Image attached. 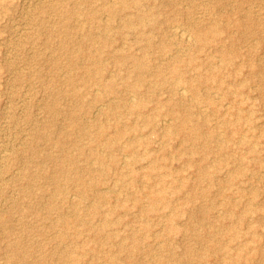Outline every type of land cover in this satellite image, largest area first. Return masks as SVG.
Here are the masks:
<instances>
[{"label": "rangeland", "instance_id": "obj_1", "mask_svg": "<svg viewBox=\"0 0 264 264\" xmlns=\"http://www.w3.org/2000/svg\"><path fill=\"white\" fill-rule=\"evenodd\" d=\"M147 1L156 3L161 20L156 36L167 42L166 53L159 46L150 50L159 62L157 66L178 64L171 57L175 54L183 60L195 55L200 63L207 56L213 61V65L205 62L198 67V74L205 79L198 97L189 92L188 98L178 101L187 106L190 124L179 126L177 119H171L169 105L158 107L150 124L139 117L143 136L139 138L142 145L137 148L136 165L156 161L147 177L140 167L141 172L136 174L130 172V166L122 169L121 162L124 164L130 158L121 151L115 152L118 164L112 165L110 150L98 143L102 139L85 134L104 125L107 136L118 128L125 129L126 136L131 135L127 129L131 119L123 117L128 108H115L98 99L108 94L115 96V100L122 99L119 104H123L140 97L126 90L120 78L123 69L117 75L108 56L119 46L126 52H140L128 48L133 35L122 28L120 17L111 18L112 24L106 26L102 25L109 17L106 13L91 19V11L100 6V0H7L0 5V264H35L39 258L44 259L41 264H65L66 259L71 264L78 253L75 230L80 232L81 239L77 264H186L187 260L191 264H213L225 257L224 247L228 245L233 257L238 255L235 264H264V0ZM241 18L246 19V26L236 22ZM190 21L200 28L211 24L218 31L217 35H207L205 48L201 47L203 42L190 35L182 39L174 32L176 28L185 29ZM86 31L97 35L94 50L99 41L100 46L104 45L102 57L107 68L103 75L114 79V93L87 82L80 51ZM234 54L237 62L229 64L232 60L228 58ZM182 67L184 76L195 74ZM234 72L238 73L237 79L229 78L233 83L228 86L235 89V82H242L238 88L246 118L241 120L240 128L247 138L243 146H238L236 137L226 136L234 124L227 127L222 122L233 120L235 110L224 99L223 92L212 87ZM149 74L147 82L153 79ZM164 77L163 89L145 93L149 107L153 105V95L179 99L171 91L175 77L165 72ZM76 95H81L79 104ZM208 99L214 103H208ZM76 108L80 111L81 137L77 146L71 140L73 137L65 136L64 140L75 161L68 165L81 166V181L89 186L81 200L74 181L65 179L63 173L59 174L61 183L52 180L57 164L45 160L40 153L49 151L57 158L59 150L38 135L39 129L46 127L55 141L61 129L69 128L67 117ZM133 112L134 116L138 109ZM196 122L203 125V130H215L216 137L191 134L190 127ZM250 143L256 146L255 154L244 152ZM144 147L150 149L149 156L143 153ZM95 153H101L102 163ZM242 154L246 155L243 160ZM198 165L208 166L214 173L204 172L200 176ZM27 170L43 171V175L31 184L24 174ZM231 171L234 176L228 182ZM158 172L164 179L160 183ZM96 188L104 191V198L92 195ZM150 195L155 201L150 202ZM167 199L170 202L166 203ZM152 204L158 209L153 210ZM141 207L145 213L139 211ZM75 209L78 212L74 213ZM163 209L175 210L174 223L160 217ZM243 210L244 220L238 222ZM63 216L70 222H81L66 228ZM106 219L110 222L107 230L119 231V236L95 237L97 231L93 230ZM223 223L236 225L239 237L231 241ZM245 239L254 240L251 247L255 246L256 251H237L238 242ZM16 240L19 247L26 248L25 263L10 259L16 247L8 246ZM215 246L219 247L213 255L218 257L209 256ZM188 248L191 252L181 257ZM64 250L72 251L69 257L63 255Z\"/></svg>", "mask_w": 264, "mask_h": 264}, {"label": "bare ground", "instance_id": "obj_2", "mask_svg": "<svg viewBox=\"0 0 264 264\" xmlns=\"http://www.w3.org/2000/svg\"><path fill=\"white\" fill-rule=\"evenodd\" d=\"M6 2H7V0H0V5H2L3 3H6ZM155 4H156L155 2H148L147 0H100V6L98 8L92 9V11H91L93 14L91 19H96L99 16V14H102V13H106L109 16L102 23V25H105V26L112 24L111 18H114L115 16L120 17L122 28H126L127 29L126 33H128L129 35H133L134 41L133 40L131 41V43L129 44L130 46L128 45L129 46L128 48L129 49H131V48L135 49L136 48V49H139L138 51H140V52H138V53L137 52H126V51H124V47L119 46L118 48L116 47L114 50L109 51L108 56L112 59L113 66H115L117 68L116 69L117 75L120 72H122L119 69H123L124 74L121 75L120 78L122 79L121 83L125 86L126 90H128L130 92H135L140 97H138L136 100H134L135 98L134 99L130 98L131 100L130 101L128 100L129 102L126 101V103H125V101H124L123 104H119V102L122 99L115 100L114 99L115 96H110L108 94L107 95L102 94L98 98L102 102H107L109 106H114L115 108H119L122 105H124V107L128 108L127 114H125L123 117L128 118V120L131 119L130 127L127 128V129H130L131 135L126 136L127 135L126 130L125 129L122 130V129L118 128V129L114 130L112 135L107 136L106 128L104 125H101L100 128L96 129V131L94 133L93 132L92 133L85 132V134L90 135L93 139H97V140L102 139L100 142L98 141V143L102 147H105V149L110 150L109 154L112 157L111 158L112 160L110 162L112 165L118 164L117 156L115 155V152L117 150L121 151L122 153H124V155L126 157L129 156V158H130V160L128 162H124V164L121 162L122 169L130 166L131 167L130 172H133L134 174H136V173L141 172L138 169V167H140V170L145 169V172H142L143 173L142 175L146 176V177L151 175L150 169H153L156 167V164H155L156 161L151 160V162H149V164H147V165L146 164H141L140 166L136 165V163L139 162V160L136 157L137 148L139 145H142V143L139 142L141 140L139 138L141 136H143L142 129H141L142 126L141 127L138 126L139 117H142V118L144 117L145 121H146L145 124H150L153 120V117H152L153 114L155 113V111L157 109H159L158 107L163 106V105L164 106L169 105L171 108L168 109V115L171 116V119L172 118L177 119V121L179 122V124H178L179 126L180 125L186 126V125L190 124L191 118H190V113H188L189 110H188L187 106L185 107V106L181 105L182 102L178 103V101L182 98H186V97L188 98L189 92L191 93V95H193V97H196V98L198 97L200 90H201L200 87H201L202 83H204V80H205V79H203V77L201 75L198 74V71H197L198 67H200L202 65V63L204 64L205 62L213 65V61L212 60L210 61L211 58L209 56L205 57V61L200 63L198 61L199 59L197 57H195V55H191L190 58L183 60L178 54L171 56L172 58H174L175 61L179 62L178 64L167 65L166 67L161 66V65L160 66L156 65V64H159V62L157 60L153 59V57L150 53L151 52L150 50H152V48L154 46H159L160 50L162 52L166 53L167 42L165 40L159 39L156 36V34L160 28L161 20L159 18V13H158L157 9H155ZM77 5H79V3ZM76 9H77V7H76ZM73 11H74V9H73ZM81 13H79V14H81ZM189 19H190V17H189ZM196 21L194 20V22H196ZM194 22L190 21L185 29L176 28V29H174V32L177 35H179L182 39H185L187 35H190L191 37H193V39L195 41H199L201 43L203 42V45L201 47L205 48V46L207 45L206 44L207 35L209 33H213V35H217L218 31L216 29H214V26L211 24L200 28ZM236 22L239 25L246 26V23H245L246 19L241 18V19L236 20ZM79 24H81V23H79ZM126 36L124 37V39L126 38ZM83 43H84L83 49L80 51L82 52L83 57H84V63H85L84 75L88 80L87 82L92 81V82L96 83L97 85H99L100 87H103V89L106 92L114 93V91L116 90V88L114 87V84H113L114 79L113 78L106 79L103 75L104 71L107 68V63L105 64L104 59L102 57V53L104 51V45L100 46V41H99V44L96 47V49L94 50L92 48V47H94L95 44L98 43V38H97V35L93 34V32H91V31H86L83 34ZM86 45H89L91 47L85 48ZM235 54H236V57H238L237 51H235ZM235 54L232 56H229L228 60L229 61L232 60L229 62V64L230 63L236 64L237 61L234 60ZM226 64H227V58H226ZM154 65H156V66L154 67ZM182 66L186 67V71L189 70L192 73L194 71V73L196 75L193 74L190 76H184L183 75L184 70H183ZM254 68H255V66H253V63H252V69L254 70ZM164 72L169 73V74L173 75V77H175V82L172 83L173 87H171V91H174V95L179 96V99L174 98L172 96L168 97L166 99H160V98H154V95H153L151 98V101H153V105L151 107H149L145 101V97H144L145 93H147V91L148 92L152 91V90L154 91L155 89H160V88L163 89L165 87ZM147 74L153 76V79L149 80L148 82L146 80ZM237 74L238 73H236V72H234L232 74L230 73L228 75V77L226 76V79H220L212 87H215V89L222 91L223 95H224V99H227L228 102H230L232 104L231 108H234V110H235L233 112V114H234L233 120L232 119H225L222 122V124L227 126V127L230 126L231 124H234L233 128L229 129V132L226 134V136L228 138L236 137L235 139H237V142L239 143L238 146L239 145L243 146L244 144H246L245 142H246L247 138L245 139V137H246L245 132L243 130V133H242V129L240 128L241 123H242L241 120L244 119V117H245V115L242 114V111H241L242 110V104L244 103V99H243V97L239 96L241 91L238 88V86L241 85L242 82L241 81L235 82V80H234L235 89H232L230 86H228L229 84L233 83V81H231L229 78L237 79ZM98 92H100V91H98ZM76 99H77L78 104L81 103V95H76ZM207 102L208 103H214V101H212L211 99H208ZM173 106H175V109L173 108ZM184 108H186V109L183 112H181L179 110V109L182 110ZM134 109H138V112L136 115L133 116L132 114L134 113L133 112ZM73 110H74L73 112H70V116L67 117L69 120L68 127L70 129L69 128L68 129L67 128L61 129L59 138L55 139V141L54 140L52 141V138L49 136V129L46 127L39 129L38 135L41 138H43L44 140L48 141V143L50 145L52 144V146L57 147L59 150L57 158L54 155H52L49 151H44V152L40 153L45 160H53L57 164V172L55 173L56 175H54L55 170H53L52 180L57 181L58 183H61L62 178L59 179V174L63 173V175L65 176V179L74 181V183H73V185L75 186L74 189L77 192V194L80 195V197H78V198H80V200H81V195L83 197H85L86 194L88 193L89 186H87L84 182L81 181L82 180V178H81V166L77 165V166H75V168H72L68 165L70 162L75 163V161L73 159H71V153L66 148L65 140H64L65 136L73 137V138H71V140L77 146L78 145L77 142H78L79 138L81 137V126H80L81 123H79V121H78V114L80 113V111H77V108L73 109ZM53 112L56 113L57 110H53ZM95 114H96V111H95ZM171 122H172V120H171ZM202 126H203L202 124L196 122V123L191 125V127H190L191 130L189 132L191 134H195L196 136H198L200 138L202 136L203 137L206 136L204 138L216 137L215 130H203L201 128ZM123 137L126 138L125 142L123 140L120 141L121 138H123ZM222 145H224V144H222ZM224 146L227 147V145H224ZM31 150L33 152H38V150L35 148H32ZM79 151H80V155H81V148H79ZM142 151L146 155H148V156L150 155V149H148L147 147H144ZM256 151H257L256 146L254 144L250 143L248 145V148L244 152L255 154ZM227 153L229 154V152H227ZM95 154H97V153H95ZM245 157H246L245 154L241 155L242 160L245 159ZM96 158L100 162L103 161V158L101 157V153H98L96 155ZM152 162L154 163L153 165H152ZM92 163H93V161H92ZM207 167L208 166H205V165H200V166L198 165L197 166V169L200 172V176H202L204 172H209L211 174L214 173V171L207 169ZM74 171L76 173H73ZM122 172L123 171H120L119 173L122 174ZM24 174L29 179V183L32 184V182L36 181L38 178H40L43 175V171H40V172L32 171V172H30L27 170L26 173H24ZM233 174H234V172L231 171L230 176L228 178V182H230L231 177L234 176ZM157 175L159 176L158 177L159 183L164 180L161 177V174L159 172ZM237 175H238V173H237ZM122 178L124 179L123 176H122ZM128 183L131 184L132 182H128ZM100 192L101 191L100 190L97 191V188H96V190L93 191L92 195L95 196L96 199L99 197L104 198V195H103L104 191L101 193ZM241 192H243V190H241ZM150 196H151L150 202L155 201L156 198L152 197V195H150ZM148 198H149V195H148ZM157 200L161 201L160 198ZM164 201H166V200H164ZM168 202H170V201L167 199L166 203H168ZM151 206H152L153 210L158 209L153 204ZM159 209H162V208H159ZM139 211L142 213L146 212L144 207H141ZM76 212H78L77 209L74 210V213H76ZM245 212L246 211H244V210L241 212V214L238 218V222H242L244 220ZM230 213H231V211H229V214ZM175 215H177V214H175L174 209H172L171 212H166V210H164V209L161 210V212H160V217H166V219H168L170 224L174 223V221H175L174 216ZM229 219H231V214H230ZM62 222L64 224V227L69 228L71 225H73L75 223H80L81 220H79V219L74 220L73 221L74 223H73V222H70L69 219L64 218V216H63ZM109 225H110V222L107 219L104 220L98 228L93 230V231H97V233L95 234L96 235L95 237H98V238L103 237V238L111 239L112 237L114 238L115 236H119V231L118 232H116V231L112 232L111 229L107 230V227ZM221 225L225 229L226 233H228V237H230L231 241L233 239H236L239 237L240 231L237 229L236 225L231 224V223H223ZM248 233H250V231ZM62 235H65V232H63ZM79 235H80V232H78V230H75V237L76 238L74 240L75 241L74 243H75L76 248H78V250H76V251H78V253H76V257L74 256L75 258H72L71 264H77V262H75V261L80 260V257H78V254L81 252V239H79ZM247 240L248 239H245L243 241L238 242L236 249L239 253H243V251H246L249 249H250L249 251H251L253 249L252 252H250V253H253L254 251H256V248H254L255 246L251 247V242H253L254 240H250V241L249 240L247 241ZM18 241L19 240H16L15 242H11L10 243L11 245L8 246V248L9 247H14V248L16 247V250L15 251L13 250V254L11 255L10 259L11 260L17 259L21 263H25L28 261L27 255H26V248L19 247L20 243ZM21 246H23V245H21ZM218 247L219 246L213 247L214 250L212 253H210L209 256L218 257V255H213V253L217 252ZM224 248H225L224 251L226 252L225 257H222L221 260L219 258L220 261L213 262V264H220L222 262L223 263H226V262L232 263L233 262V264L236 263L235 261L238 259V255L235 256L237 258L233 257V255L230 253V245H228L227 247H224ZM71 252L72 251H70V250H64L63 255L64 256L67 255V257H69V254H71ZM189 252H191V251L188 248V250L185 253L183 252L180 256L186 257V255ZM100 253L101 252L99 251V254ZM202 257L205 258V256H202ZM207 258L205 259V261L207 260ZM10 259L8 258V260H10ZM43 260H44L43 258H39L38 260H36L35 264L36 263L41 264L43 262ZM205 263H207V261ZM65 264H70V262H68V259H66ZM186 264H191V263H189V261L187 260Z\"/></svg>", "mask_w": 264, "mask_h": 264}]
</instances>
